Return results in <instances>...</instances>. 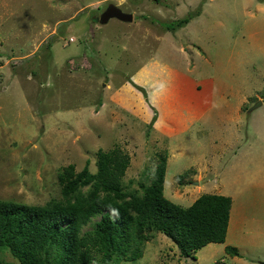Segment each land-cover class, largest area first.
Listing matches in <instances>:
<instances>
[{
    "label": "rangeland",
    "instance_id": "obj_1",
    "mask_svg": "<svg viewBox=\"0 0 264 264\" xmlns=\"http://www.w3.org/2000/svg\"><path fill=\"white\" fill-rule=\"evenodd\" d=\"M110 3L134 20L100 23ZM99 149L129 154L126 189L167 153L171 201L232 198L224 243L185 257L152 231L121 264H261L264 0H0V200L61 198V169L94 172Z\"/></svg>",
    "mask_w": 264,
    "mask_h": 264
},
{
    "label": "trees",
    "instance_id": "obj_2",
    "mask_svg": "<svg viewBox=\"0 0 264 264\" xmlns=\"http://www.w3.org/2000/svg\"><path fill=\"white\" fill-rule=\"evenodd\" d=\"M192 17L173 21L164 31L176 32ZM97 157L94 172L90 162L81 171L74 164L61 169L59 199L43 205L0 200V251L19 264H87L93 254H101V264H121L143 256L152 231L172 239L185 257L226 241L232 198L205 193L188 207L171 201L164 194L167 153L142 173V191L124 187L129 154L99 149ZM89 223L91 230L82 232ZM226 250L238 254L236 247ZM0 264L17 263L2 259Z\"/></svg>",
    "mask_w": 264,
    "mask_h": 264
},
{
    "label": "water",
    "instance_id": "obj_3",
    "mask_svg": "<svg viewBox=\"0 0 264 264\" xmlns=\"http://www.w3.org/2000/svg\"><path fill=\"white\" fill-rule=\"evenodd\" d=\"M113 18L119 19L124 22H131L134 20V15L132 13L123 11L116 4L110 3L107 6V8L102 12L101 16L99 17V22L102 24H106L107 22H109L110 19H113ZM256 107L258 106L256 105ZM261 264H264V260L261 261Z\"/></svg>",
    "mask_w": 264,
    "mask_h": 264
},
{
    "label": "flooded vegetation",
    "instance_id": "obj_4",
    "mask_svg": "<svg viewBox=\"0 0 264 264\" xmlns=\"http://www.w3.org/2000/svg\"><path fill=\"white\" fill-rule=\"evenodd\" d=\"M108 5H109V4H108ZM108 5H107V6H108ZM107 6L104 8V10L107 8ZM104 10H103V11H104ZM103 11H102V12H103ZM101 14H102V13H101Z\"/></svg>",
    "mask_w": 264,
    "mask_h": 264
},
{
    "label": "crops",
    "instance_id": "obj_5",
    "mask_svg": "<svg viewBox=\"0 0 264 264\" xmlns=\"http://www.w3.org/2000/svg\"><path fill=\"white\" fill-rule=\"evenodd\" d=\"M74 38H75V37H74ZM254 109H255V108H254ZM254 109H253V110H254ZM253 110H251V112H252Z\"/></svg>",
    "mask_w": 264,
    "mask_h": 264
}]
</instances>
